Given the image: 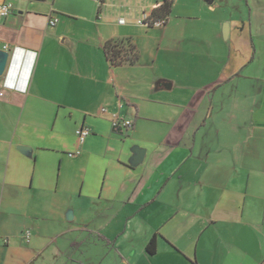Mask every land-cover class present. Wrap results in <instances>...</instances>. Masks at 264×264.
Instances as JSON below:
<instances>
[{
    "label": "crops",
    "instance_id": "1",
    "mask_svg": "<svg viewBox=\"0 0 264 264\" xmlns=\"http://www.w3.org/2000/svg\"><path fill=\"white\" fill-rule=\"evenodd\" d=\"M4 1L0 264H264V34L182 51L135 22L163 0Z\"/></svg>",
    "mask_w": 264,
    "mask_h": 264
},
{
    "label": "rangeland",
    "instance_id": "2",
    "mask_svg": "<svg viewBox=\"0 0 264 264\" xmlns=\"http://www.w3.org/2000/svg\"><path fill=\"white\" fill-rule=\"evenodd\" d=\"M226 24L229 33L231 30L233 34L246 33L263 37L264 0H175L170 13L172 28L167 36L172 35L173 42L182 51L202 46L211 50L217 31L226 40ZM220 57L221 54L214 52L213 58L202 63H220Z\"/></svg>",
    "mask_w": 264,
    "mask_h": 264
},
{
    "label": "trees",
    "instance_id": "3",
    "mask_svg": "<svg viewBox=\"0 0 264 264\" xmlns=\"http://www.w3.org/2000/svg\"><path fill=\"white\" fill-rule=\"evenodd\" d=\"M174 1L175 0H163V2L158 7L151 11V16L154 19H168ZM105 52L108 60L112 65L135 63L139 57L135 45H133L128 39H123L121 41H108L105 44ZM156 250L157 240L156 236H153L147 244V252L150 254H154Z\"/></svg>",
    "mask_w": 264,
    "mask_h": 264
},
{
    "label": "built area",
    "instance_id": "4",
    "mask_svg": "<svg viewBox=\"0 0 264 264\" xmlns=\"http://www.w3.org/2000/svg\"><path fill=\"white\" fill-rule=\"evenodd\" d=\"M13 3L10 1H4L0 3V17L5 18L8 17L12 12H13ZM118 22L120 24H125L127 22L126 17H120ZM136 24L143 26V27H160L164 26L167 23L166 18H161V19H154L151 16V11H146L143 10L141 14L135 19ZM51 25L56 24V19H51L50 20ZM3 49L9 50V45L5 44L3 46ZM5 86L13 88L14 86L11 84H8L5 82ZM120 107H122V104H120ZM105 110V109H103ZM113 118V125L116 126H121L123 128H131L133 126V121L129 119H123L120 117L119 113H113L112 114ZM91 134V129L88 126H81L80 128L77 129L76 135L78 138L79 143H83L86 138ZM79 153V150L73 151L69 153V156H74L75 154ZM30 233L27 232V236L29 238Z\"/></svg>",
    "mask_w": 264,
    "mask_h": 264
},
{
    "label": "water",
    "instance_id": "5",
    "mask_svg": "<svg viewBox=\"0 0 264 264\" xmlns=\"http://www.w3.org/2000/svg\"><path fill=\"white\" fill-rule=\"evenodd\" d=\"M228 32H229V28H228V25L226 24V26L224 28V37L225 38L228 37ZM13 61H14V56H12V54L9 50L0 49V77L7 74V72L9 71V69L13 63ZM143 155H144V152L139 151L136 161L140 162L143 159Z\"/></svg>",
    "mask_w": 264,
    "mask_h": 264
},
{
    "label": "clouds",
    "instance_id": "6",
    "mask_svg": "<svg viewBox=\"0 0 264 264\" xmlns=\"http://www.w3.org/2000/svg\"><path fill=\"white\" fill-rule=\"evenodd\" d=\"M6 83H8V84H10V82L7 80V81H5ZM11 85H13V84H11Z\"/></svg>",
    "mask_w": 264,
    "mask_h": 264
}]
</instances>
